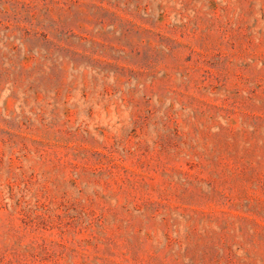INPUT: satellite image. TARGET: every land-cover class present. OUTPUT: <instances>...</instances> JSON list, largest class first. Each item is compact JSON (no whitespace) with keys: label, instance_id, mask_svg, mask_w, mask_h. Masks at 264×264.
Returning <instances> with one entry per match:
<instances>
[{"label":"rangeland","instance_id":"obj_1","mask_svg":"<svg viewBox=\"0 0 264 264\" xmlns=\"http://www.w3.org/2000/svg\"><path fill=\"white\" fill-rule=\"evenodd\" d=\"M0 264H264V0H0Z\"/></svg>","mask_w":264,"mask_h":264}]
</instances>
